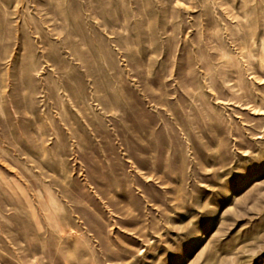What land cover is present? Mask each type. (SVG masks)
I'll list each match as a JSON object with an SVG mask.
<instances>
[{"label": "rangeland", "instance_id": "obj_1", "mask_svg": "<svg viewBox=\"0 0 264 264\" xmlns=\"http://www.w3.org/2000/svg\"><path fill=\"white\" fill-rule=\"evenodd\" d=\"M0 264H264V0H0Z\"/></svg>", "mask_w": 264, "mask_h": 264}]
</instances>
